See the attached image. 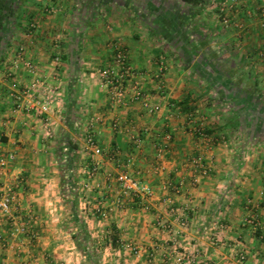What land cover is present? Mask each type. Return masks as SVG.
I'll list each match as a JSON object with an SVG mask.
<instances>
[{"label":"crops","instance_id":"obj_1","mask_svg":"<svg viewBox=\"0 0 264 264\" xmlns=\"http://www.w3.org/2000/svg\"><path fill=\"white\" fill-rule=\"evenodd\" d=\"M7 11L0 155L15 159L0 173V198L8 184L13 195L0 264H264V0H9ZM117 48L134 75L113 104L99 71ZM36 79L58 100L46 115L14 112L13 85ZM134 85L153 113L130 101ZM90 124L102 155L86 144ZM122 173L152 197L123 194Z\"/></svg>","mask_w":264,"mask_h":264},{"label":"built area","instance_id":"obj_2","mask_svg":"<svg viewBox=\"0 0 264 264\" xmlns=\"http://www.w3.org/2000/svg\"><path fill=\"white\" fill-rule=\"evenodd\" d=\"M228 8H230L228 4L222 3L219 9L221 22L225 26L230 23L226 14ZM18 54L19 60L23 63L24 67L29 70V72H32L31 65L22 59L23 48L19 49ZM7 75L10 77L11 73L8 72ZM99 75L103 84L111 90L113 104L121 103L126 96V80L132 78L134 75L131 66L129 65L125 50L122 48L115 49L111 65L100 70ZM152 78L158 85H161L164 78V69L160 68L156 73H154ZM10 97L13 102L12 107L14 112H27L34 110L37 106L38 111L41 114L46 115L50 112L54 103L58 100L59 95L58 90L54 86L44 80L36 79L32 81L28 90L25 89L24 91L18 88L17 84H14ZM130 101L142 103V107L148 113H153L155 111V108L149 105L141 90L136 85L130 88ZM201 136H204L203 133H201ZM85 141L94 155H102V149L98 147L96 143L92 124L88 127ZM14 159L15 157L12 154L6 157L0 155V173L6 170ZM96 170L97 164H93L90 175H94ZM117 182L119 184L120 191L123 194L139 197L144 203L152 197V191L147 185L133 179L125 173L117 176ZM12 203V186L8 184L4 194L0 198V213L7 214ZM143 208L146 209L147 205L143 204ZM244 222L249 227L256 228V220L254 217L250 216L246 218ZM240 259L244 260V257L241 255Z\"/></svg>","mask_w":264,"mask_h":264},{"label":"trees","instance_id":"obj_3","mask_svg":"<svg viewBox=\"0 0 264 264\" xmlns=\"http://www.w3.org/2000/svg\"><path fill=\"white\" fill-rule=\"evenodd\" d=\"M8 1L9 0H0V37L3 35V31L5 29L6 22H7V16H8L7 6H8ZM182 1L185 2V3H191V4H199V2H200V0H182ZM73 149H75L74 146H73Z\"/></svg>","mask_w":264,"mask_h":264},{"label":"rangeland","instance_id":"obj_4","mask_svg":"<svg viewBox=\"0 0 264 264\" xmlns=\"http://www.w3.org/2000/svg\"><path fill=\"white\" fill-rule=\"evenodd\" d=\"M231 4V3H230ZM229 5V4H228ZM227 10H230L229 8L227 9ZM219 11V10H218ZM219 13V16H220V12H218ZM228 25H230V23L228 24ZM126 53V52H125ZM223 94H226L225 92L223 93ZM228 96V95H227ZM247 111V110H246ZM243 112L245 113V110H243ZM243 113V114H244ZM261 130V129H260Z\"/></svg>","mask_w":264,"mask_h":264}]
</instances>
